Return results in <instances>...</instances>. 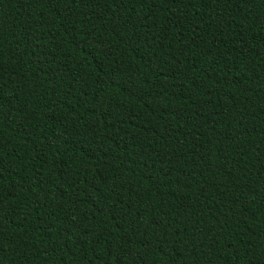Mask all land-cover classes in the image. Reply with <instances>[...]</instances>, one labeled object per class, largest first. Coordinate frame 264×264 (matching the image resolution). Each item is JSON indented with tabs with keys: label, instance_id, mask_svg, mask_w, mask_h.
Wrapping results in <instances>:
<instances>
[{
	"label": "trees",
	"instance_id": "obj_1",
	"mask_svg": "<svg viewBox=\"0 0 264 264\" xmlns=\"http://www.w3.org/2000/svg\"><path fill=\"white\" fill-rule=\"evenodd\" d=\"M0 264H264V0H0Z\"/></svg>",
	"mask_w": 264,
	"mask_h": 264
}]
</instances>
